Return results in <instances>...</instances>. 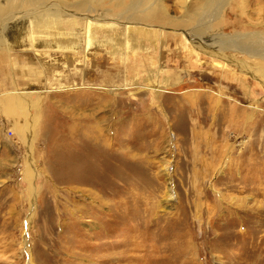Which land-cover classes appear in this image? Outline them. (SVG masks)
<instances>
[{"label": "rangeland", "instance_id": "374dc122", "mask_svg": "<svg viewBox=\"0 0 264 264\" xmlns=\"http://www.w3.org/2000/svg\"><path fill=\"white\" fill-rule=\"evenodd\" d=\"M0 264H264V0H0Z\"/></svg>", "mask_w": 264, "mask_h": 264}, {"label": "bare ground", "instance_id": "6f19581e", "mask_svg": "<svg viewBox=\"0 0 264 264\" xmlns=\"http://www.w3.org/2000/svg\"><path fill=\"white\" fill-rule=\"evenodd\" d=\"M9 107V109H10V106H8ZM12 109V108H11ZM32 172V170H31V168L29 167V169H28V176H29V178L32 180V174L33 173H31ZM28 178V177H27Z\"/></svg>", "mask_w": 264, "mask_h": 264}]
</instances>
